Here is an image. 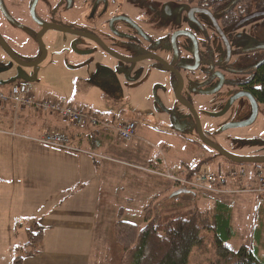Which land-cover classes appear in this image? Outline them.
Wrapping results in <instances>:
<instances>
[{
  "label": "rangeland",
  "instance_id": "obj_1",
  "mask_svg": "<svg viewBox=\"0 0 264 264\" xmlns=\"http://www.w3.org/2000/svg\"><path fill=\"white\" fill-rule=\"evenodd\" d=\"M42 1H38L34 15L31 14L30 7H28L31 4H27L30 3V0H23L21 4L24 19L30 23V27L29 31L18 32L15 30L17 36L19 38L21 36L24 43L19 48L10 49L24 63H34L42 56V50L37 41L39 31L36 24L37 18L43 17L44 14ZM4 3L5 0H0L2 20L4 14L1 12H3ZM64 12L66 13L63 18L68 21L63 22L68 27H77L73 21L77 17L76 9L70 7ZM48 18L49 14L43 19ZM32 20L34 21L31 22ZM0 27L2 28V26ZM251 27H254L264 42V15L253 18L249 24L242 26V29ZM40 39L45 47L46 56L39 63L29 66L17 63L0 45V86L8 89L13 82L25 80L29 83L33 96L47 98L62 96L79 108L108 115L107 117L131 118L135 120L137 126L146 128L140 138H133L130 141H122L115 134H111L109 143L113 146L115 154L107 155L105 148L104 152L99 153L106 157V159H102L106 162L120 161L124 163L121 164V168L128 170L133 176L138 175L141 186L145 179L146 190L139 188L140 193L134 195V205L132 204L131 211L127 215L128 220L142 226L141 210L154 195L164 192V196L167 197L172 196L173 192L178 189H185L187 194L189 192L188 196L186 193H181L173 196V200L159 198L156 201V204L159 203L158 210L166 214V209H171V205L175 202L184 204L179 207L180 209L190 205L192 207L191 203H194L200 210L204 222H210L215 202L221 201L230 207L232 213L231 224L234 234L226 242L227 246L235 250L243 244L251 249H254L253 245L254 247L256 245L259 255L264 258V187L259 186L255 179V173L260 169L258 166L264 167V162H236L217 152L211 153L204 148L201 150L196 144L201 142V139L195 121L183 105H175L174 101L163 98L165 105L176 112L180 123L184 124L186 121L189 123L188 126L180 130L171 126L169 115L157 110L155 101L143 96L139 88H125L122 78L117 77L118 82L122 84L118 90L114 89L118 94L110 95L111 87L107 80H110L109 77L111 79L113 77L111 73L104 74L103 71L97 69V65L101 64V59L96 57L91 60L90 67L84 68L81 65L82 58L76 56V48H62L68 45L71 39L69 34L57 28H50L41 33ZM129 53L126 51V54ZM148 62L149 60L144 59L138 65ZM221 96L222 98L216 101H213L210 96H197L194 99L192 107L198 117L203 136L237 157L264 156V105L237 98L227 106L228 108L223 114L209 115V113L217 112L222 102L226 101L227 96L223 94ZM22 110L24 108H19L17 113ZM25 110L29 109L25 108ZM19 122L20 118L14 114L10 104H0V157L4 162L3 165H0L2 172H10V163H12L9 159L10 144L14 142L32 143L21 136L12 135L13 130L17 134H28L20 132ZM228 123L235 125L227 126ZM200 154L204 161L199 172L209 171L223 175L226 178L224 186L214 185L207 190L192 189L190 186L184 185L182 181L164 176V174L170 173L177 179H192L198 172L191 178H186L182 174L183 168L170 169V167L176 166L181 158L197 159ZM158 160L161 162V168H152ZM2 166L4 167L2 168ZM147 186L150 188L147 189ZM152 191L155 194L150 198L149 195L152 194ZM7 204L8 201L0 196V206L5 208ZM29 223L22 214H18L14 210L3 213L2 219L0 218V264H9V258L23 254L26 249L24 246L25 229ZM255 231L259 234L256 242L253 237ZM7 232L14 234L11 244L6 242L4 235ZM200 235L202 244L192 247L186 264H209L216 259L213 233L202 230ZM114 246L118 248L112 237L110 250L113 248V251L110 264H117L120 253L119 249L118 255L116 252L114 253ZM115 251L117 250L115 249ZM108 255L110 256V252Z\"/></svg>",
  "mask_w": 264,
  "mask_h": 264
},
{
  "label": "flooded vegetation",
  "instance_id": "obj_2",
  "mask_svg": "<svg viewBox=\"0 0 264 264\" xmlns=\"http://www.w3.org/2000/svg\"><path fill=\"white\" fill-rule=\"evenodd\" d=\"M22 1L5 0L3 4L1 13L4 14V19L0 16V38L9 49L19 48L24 43L15 30L29 31L30 23L24 19ZM38 1L35 2L33 14ZM33 2L34 0H30L27 4L32 6ZM42 2L44 14L36 21L39 31L37 41L38 35L41 36L42 32L50 28L69 34L71 39L62 48H76V56L82 58L81 65L84 68L90 67L91 60L96 57L101 59L97 69L104 74L111 73L113 77L107 80L112 91L109 92L110 95L118 94L114 89L118 90L122 85L117 77L122 78L125 88H139L143 96L154 100L156 109L168 114L171 126L176 129L182 130L189 123H180L176 112L165 105L163 98L174 101L175 105L181 104L176 97L181 84L179 95L191 106L197 96H210L213 101L221 99L222 94L227 96L228 101H223L220 109L209 115L220 113L237 98L258 103L252 94L251 82L257 68L264 62V42L254 27L242 29L252 19L232 28L250 14L227 26V21L221 14L178 0ZM31 6H28L30 11ZM70 7L77 11L76 20H73L77 27H68L64 23L68 21L63 18L66 13L64 11ZM196 9L208 11L218 28L209 14ZM48 14L49 18L43 19ZM0 45L4 49L1 42ZM39 46L42 48L40 44ZM10 51L14 54L11 49ZM126 51L130 53L126 54ZM146 56L149 62L139 65L144 59L126 62L120 58L134 60ZM184 107L194 120L189 108ZM257 107L259 110L258 105ZM197 144L206 151L217 152L202 140Z\"/></svg>",
  "mask_w": 264,
  "mask_h": 264
},
{
  "label": "crops",
  "instance_id": "obj_3",
  "mask_svg": "<svg viewBox=\"0 0 264 264\" xmlns=\"http://www.w3.org/2000/svg\"><path fill=\"white\" fill-rule=\"evenodd\" d=\"M95 114L100 117L108 116ZM16 115L20 118L18 128L21 133L38 136L44 128L62 130L73 134V142L81 148L96 153L104 152L105 148L107 155L115 154L109 143V136L114 134L112 132L90 127L75 128L50 112L24 109ZM110 117L113 118H107ZM145 130V127L136 124L134 139L140 138ZM197 146L204 150L198 144ZM9 149V159L12 161L10 172L0 171V196L8 204L5 208L0 206V218L2 219L4 212L14 210L30 223L38 221L44 229L41 252L23 258L21 264H110L113 251V248L110 250L111 228L117 211L123 208L124 218H128L134 205V195L140 193L139 188L146 190L145 179L141 186L139 176H133L128 170L121 168L124 163L120 161L112 160L114 163H110L80 152H70L36 142H14ZM202 157L200 154L197 159L181 158L170 169L194 166ZM0 159V165H3L2 157ZM153 165L152 168H161L160 160ZM251 184L253 185L252 182ZM76 186L79 187L67 195ZM153 194L154 191L149 197ZM4 236L8 244L13 242V233L7 232ZM253 237L256 242L259 234L255 231ZM114 247L117 250L114 249V253L118 255V248ZM253 248L257 249L258 257L263 258L256 245ZM12 258H9V264H12Z\"/></svg>",
  "mask_w": 264,
  "mask_h": 264
},
{
  "label": "trees",
  "instance_id": "obj_4",
  "mask_svg": "<svg viewBox=\"0 0 264 264\" xmlns=\"http://www.w3.org/2000/svg\"><path fill=\"white\" fill-rule=\"evenodd\" d=\"M178 1L189 2L221 14L222 18L226 19L227 26L244 15L264 11V0ZM251 84L253 96L264 105V62L257 68ZM69 136L71 139L75 138L73 134L69 133ZM203 161L204 159H201L194 166H184L182 174L186 178H191L199 172ZM78 187L70 189L67 195L72 194ZM159 198L173 200V196L166 197L164 192L154 195L141 210L142 226L124 218L123 208L118 209L112 225V237L120 252L117 264H186L192 247L202 244L200 235L202 230L213 233L216 259L209 264H264V259L257 255V249H251L244 244L235 250L227 246L226 242L234 234L231 224L232 213L227 204L216 201L210 222H204L200 210L194 203H191L192 207L190 205L180 209L179 207L184 204L175 202L171 209H166V214H163L158 210L159 203L156 204ZM25 232L26 249L22 255H14L12 264H21L23 258L35 256L42 250L44 229L40 223L31 222Z\"/></svg>",
  "mask_w": 264,
  "mask_h": 264
},
{
  "label": "built area",
  "instance_id": "obj_5",
  "mask_svg": "<svg viewBox=\"0 0 264 264\" xmlns=\"http://www.w3.org/2000/svg\"><path fill=\"white\" fill-rule=\"evenodd\" d=\"M6 103L11 105L15 115L18 114L17 110L19 108H28L33 111L55 113L75 128L90 127L112 132L122 141L133 140L136 135V123L133 120L100 117L94 112L72 105L67 98L62 96L36 98L32 94L29 83L25 80L13 82L8 89L0 86V104ZM12 135L21 136L38 144L87 154L94 159H106L103 154L81 148L73 142L68 133L62 130L44 128L38 136L16 134L13 130ZM164 176L182 181L184 185L190 186L192 189L207 190L214 185L221 187L226 184V178L223 175L209 171L198 172L192 179H177L171 176L170 173L164 174ZM255 179L259 186L264 187V169L256 171Z\"/></svg>",
  "mask_w": 264,
  "mask_h": 264
},
{
  "label": "water",
  "instance_id": "obj_6",
  "mask_svg": "<svg viewBox=\"0 0 264 264\" xmlns=\"http://www.w3.org/2000/svg\"><path fill=\"white\" fill-rule=\"evenodd\" d=\"M35 2H36V0H34L32 6H31V14H32V15H34V14H33V10H34V6H35ZM196 10H197V11H201V12H204V13L209 14V15L211 16V18H212V20H213V22H214L216 28H218V26H217L215 20L213 19L212 15H211L208 11H206V10H201V9H196ZM263 15H264V11L253 12V13H251L250 15H248V16L242 18L241 20H239V21H238V22H237L232 28L235 29V28L239 27L241 24H243L244 22H246V21H248V20H250V19H253V18H255V17L263 16ZM43 29H45V28H43ZM0 42L3 44L4 49L6 50V52H7V53H8V54H9V55H10V56H11V57H12L17 63H19V64H21V65H23V66L35 65V64L39 63L41 60H43V58H44V56H45V54H46L45 48L43 47V45H42V43H41L40 34L38 35V42H39V44H40L41 47H42L41 49H42V51H43V55H42V57H41L39 60H37V61L34 62V63H30V64H29V63L21 62V61H20V60H19V59H18V58H17V57L11 52V51H10V49L7 48V47L5 46V44H4V42H3V40H2L1 38H0ZM120 58L123 59V60L126 61V62H138V61H141V60L146 59V58H148V57L146 56V57H142V58H138V59H134V60H133V59L122 58V57H120ZM181 88H182V84L180 85L179 89L177 90L176 97H177L178 101H179L182 105L186 106V107L189 108V110L191 111V113H192V115H193V117H194V120H195V124H196L197 130H198L199 137H200V139H201L203 142H205L208 146H210L211 148H213L214 150H216V151H217L219 154H221L222 156H224V157H226V158H228V159H230V160L236 161V162H264V156H260V157H237V156H234V155H232V154L226 152L224 149L218 147V146L215 145L214 143L208 141V140L203 136V134H202L201 127H200V123H199L198 117H197V115H196V112L194 111V109L192 108V106H191L190 104L184 102V101L181 99V97H180V95H179V94H180V91H181ZM232 100H233V99H232ZM232 100H231V101H232ZM226 107H227V106H226ZM226 107L224 108V110L226 109ZM224 110L221 111L220 113L215 114V115H220V114H222V113L224 112ZM232 125H235V124H228L227 126H232ZM236 125H238V124H236ZM186 192H187V191H186L185 189H180V190L174 192V193L172 194V196H177V195H179V194H181V193H186Z\"/></svg>",
  "mask_w": 264,
  "mask_h": 264
}]
</instances>
